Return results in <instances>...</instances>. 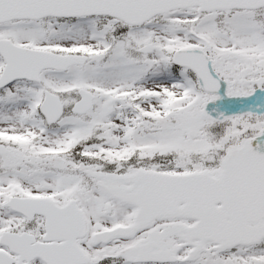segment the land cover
<instances>
[{
  "label": "snow or ice",
  "instance_id": "1",
  "mask_svg": "<svg viewBox=\"0 0 264 264\" xmlns=\"http://www.w3.org/2000/svg\"><path fill=\"white\" fill-rule=\"evenodd\" d=\"M0 264H264V0H0Z\"/></svg>",
  "mask_w": 264,
  "mask_h": 264
}]
</instances>
